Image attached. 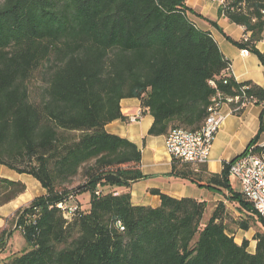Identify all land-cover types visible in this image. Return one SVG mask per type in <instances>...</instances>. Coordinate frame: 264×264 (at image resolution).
Listing matches in <instances>:
<instances>
[{
	"label": "trees",
	"instance_id": "obj_1",
	"mask_svg": "<svg viewBox=\"0 0 264 264\" xmlns=\"http://www.w3.org/2000/svg\"><path fill=\"white\" fill-rule=\"evenodd\" d=\"M186 0H3L0 4V164L36 178L46 193L18 208L0 232V253L15 230L28 245L3 264H264V218L234 190L230 168L259 145L258 134L221 173L172 157L169 176L221 193L236 206L173 197L158 188V206L132 201L142 171V148L107 131L129 121L124 98H138L153 116L147 136L171 129H199L215 96L241 115L264 102V87L238 81L231 61L210 31L200 29ZM219 15L241 25L247 39L227 38L260 58L264 0H225ZM218 27L216 22L204 17ZM219 28V27H218ZM220 29V28H219ZM147 136L144 137V142ZM80 177L81 183L74 185ZM19 180L0 177V205L26 191ZM99 190L100 194L96 191ZM90 193L89 208L66 219L59 202ZM249 231L241 243L228 229Z\"/></svg>",
	"mask_w": 264,
	"mask_h": 264
},
{
	"label": "crops",
	"instance_id": "obj_2",
	"mask_svg": "<svg viewBox=\"0 0 264 264\" xmlns=\"http://www.w3.org/2000/svg\"><path fill=\"white\" fill-rule=\"evenodd\" d=\"M186 1L189 7L201 14V16H198L194 13H190L192 20L200 29L212 33L224 55L230 59L231 67L229 73H232L238 81L252 80L264 87V65L258 55L246 49L242 50L236 47L229 38L225 36L226 34L232 39L240 40L249 35L245 32L243 26L231 23L226 16L219 15V8L223 5L225 0ZM204 17L211 19L213 22L215 21L220 29ZM257 47L258 50L264 52V37L257 43ZM263 108L264 102L260 104L250 102L245 105V109L241 115H236L231 111L229 103L222 105L220 111L222 116L221 126L214 139L210 161L206 164L209 172L221 173L223 169L222 162L232 161L247 148L249 142L258 134L260 115ZM121 109L128 120L130 115H134L138 113V111L142 113V116L137 121L130 122L116 119L106 125L108 132L120 135V137H126L142 148V171L147 178L134 184L131 192L133 194L132 201L134 204L137 206H158L160 204V197L148 191L150 188H158L176 198L194 197L199 201L205 200L208 203L207 211H210V214L215 208L216 203L223 200L234 212L231 213L232 216L235 218L239 216L240 212L232 208L231 204L224 199L221 193L212 189L200 188L193 184V182L190 183L168 175L171 170L172 156L166 149V136H147V132L154 119L146 109L142 108L138 98L122 99ZM145 136H147V138L144 142ZM258 144L260 146L264 145V132L260 134ZM0 177L19 180L26 185L32 186H36L37 181L36 178L30 174L18 173L2 164H0ZM236 180L239 182L237 178ZM234 190L242 192L240 182L239 188H234ZM24 193L10 202L0 205V232L8 227L9 221L18 208L28 205L32 201V196L25 198L23 196ZM45 193V189L41 190L39 192V197ZM76 203H80L79 195L71 201V204ZM236 230V242L241 243L244 237L248 238L250 240L248 250L254 253L256 248V240L253 239L255 231L251 229L249 231L242 229ZM18 231L19 230L14 231L12 237L8 241L6 249L0 253V262L1 260L6 262L12 256L11 254L18 251L12 249L14 245L13 239H15L16 236V238H18ZM237 234L239 238H236ZM23 239L24 243H22V249H25L27 246L24 237Z\"/></svg>",
	"mask_w": 264,
	"mask_h": 264
},
{
	"label": "built area",
	"instance_id": "obj_3",
	"mask_svg": "<svg viewBox=\"0 0 264 264\" xmlns=\"http://www.w3.org/2000/svg\"><path fill=\"white\" fill-rule=\"evenodd\" d=\"M239 100V96H215L211 105L207 107L208 115L199 129L177 127L170 130L165 140L168 153L196 167L206 165L210 161L214 139L221 126L222 105ZM141 116L142 113L138 111L129 116V121H137ZM230 175L239 180L243 195L253 204L255 211L264 218V155H258L249 150L231 165ZM96 193L100 194V191L97 190ZM73 199L75 197L70 196L57 204V207L63 210L66 219H71L78 210V203L71 204Z\"/></svg>",
	"mask_w": 264,
	"mask_h": 264
},
{
	"label": "rangeland",
	"instance_id": "obj_4",
	"mask_svg": "<svg viewBox=\"0 0 264 264\" xmlns=\"http://www.w3.org/2000/svg\"><path fill=\"white\" fill-rule=\"evenodd\" d=\"M3 2V0H0V4ZM231 178V183L233 184L234 188H239V182L236 180L235 176H230ZM37 180V179H36ZM78 183H81V179L80 177H77V179L74 181V185H77ZM27 186V190L26 192L23 194V196L26 198V197H29V196H32V200L36 197V196H39V192L41 190H43V186L41 185V183L37 180L36 181V186H32V185H26ZM79 200H80V205H81V209L82 210H87L89 208V201H90V193L88 191H84L82 193L79 194ZM232 208L236 209V206L232 205ZM233 209V210H234ZM233 212V211H232ZM234 213V212H233ZM210 216V211H206L205 213V219L208 220ZM229 222H228V229H229V232L233 235H235L236 233V227L235 225L233 224L234 222L232 221L233 218L232 217H229ZM260 227L258 225L254 226L253 228H251V230H254V231H257L259 230ZM242 234V232H241ZM18 235V238L15 237V239H13L14 241V245L12 247V249L14 250H18L16 253L14 254H20L21 252H23L25 249H22V243H24V239H23V236L21 234L20 231H18L17 233ZM236 238H239V235L237 234L236 235ZM26 246H28L26 244ZM14 254H11L12 256ZM4 261L1 260L0 264H2Z\"/></svg>",
	"mask_w": 264,
	"mask_h": 264
}]
</instances>
